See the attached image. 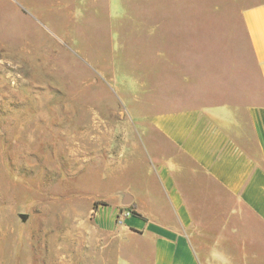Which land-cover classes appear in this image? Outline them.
<instances>
[{"label":"rangeland","instance_id":"374dc122","mask_svg":"<svg viewBox=\"0 0 264 264\" xmlns=\"http://www.w3.org/2000/svg\"><path fill=\"white\" fill-rule=\"evenodd\" d=\"M258 2L0 0V264H85V213L92 221L96 203L118 195L101 175L124 160L145 167L155 150L147 33L175 41L192 29L198 79L232 88L238 41L248 58L241 11ZM102 239L89 264H117L120 250L124 263L153 264L148 242L137 240L131 257L114 235ZM259 250L264 259V242Z\"/></svg>","mask_w":264,"mask_h":264},{"label":"crops","instance_id":"0c3cea01","mask_svg":"<svg viewBox=\"0 0 264 264\" xmlns=\"http://www.w3.org/2000/svg\"><path fill=\"white\" fill-rule=\"evenodd\" d=\"M241 21L248 58L238 41L227 89L198 79L202 42L191 38L192 29L175 41L147 33L154 63L144 86L153 112L145 121L155 150L147 151L145 167L124 160L113 177L101 175L118 195L98 204L92 221L85 213V264L104 252V234L131 257L137 240L150 243L153 264H204L198 249L206 264H264V0L245 7ZM119 253L117 264H128Z\"/></svg>","mask_w":264,"mask_h":264},{"label":"trees","instance_id":"16d2710c","mask_svg":"<svg viewBox=\"0 0 264 264\" xmlns=\"http://www.w3.org/2000/svg\"><path fill=\"white\" fill-rule=\"evenodd\" d=\"M98 205V203H96V206ZM130 208L132 209H135L136 208V206H135V204H132L131 206H130ZM134 214H136V213H134Z\"/></svg>","mask_w":264,"mask_h":264},{"label":"water","instance_id":"95a60500","mask_svg":"<svg viewBox=\"0 0 264 264\" xmlns=\"http://www.w3.org/2000/svg\"><path fill=\"white\" fill-rule=\"evenodd\" d=\"M125 203H126V204H128L129 202H128V201H126Z\"/></svg>","mask_w":264,"mask_h":264},{"label":"built area","instance_id":"2783aa9c","mask_svg":"<svg viewBox=\"0 0 264 264\" xmlns=\"http://www.w3.org/2000/svg\"><path fill=\"white\" fill-rule=\"evenodd\" d=\"M126 215H129V213H127Z\"/></svg>","mask_w":264,"mask_h":264}]
</instances>
